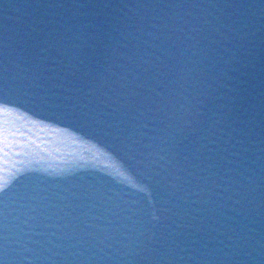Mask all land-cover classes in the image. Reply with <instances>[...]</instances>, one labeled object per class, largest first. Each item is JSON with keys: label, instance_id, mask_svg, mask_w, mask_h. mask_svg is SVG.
<instances>
[{"label": "water", "instance_id": "1", "mask_svg": "<svg viewBox=\"0 0 264 264\" xmlns=\"http://www.w3.org/2000/svg\"><path fill=\"white\" fill-rule=\"evenodd\" d=\"M0 264H264V0H0Z\"/></svg>", "mask_w": 264, "mask_h": 264}]
</instances>
